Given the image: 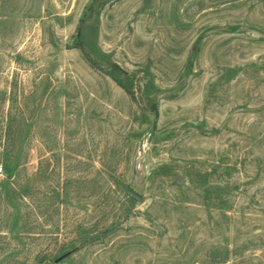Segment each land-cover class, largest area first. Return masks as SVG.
<instances>
[{
  "label": "rangeland",
  "instance_id": "1",
  "mask_svg": "<svg viewBox=\"0 0 264 264\" xmlns=\"http://www.w3.org/2000/svg\"><path fill=\"white\" fill-rule=\"evenodd\" d=\"M0 264H264V0H0Z\"/></svg>",
  "mask_w": 264,
  "mask_h": 264
},
{
  "label": "trees",
  "instance_id": "2",
  "mask_svg": "<svg viewBox=\"0 0 264 264\" xmlns=\"http://www.w3.org/2000/svg\"><path fill=\"white\" fill-rule=\"evenodd\" d=\"M6 172H8V171H6Z\"/></svg>",
  "mask_w": 264,
  "mask_h": 264
}]
</instances>
